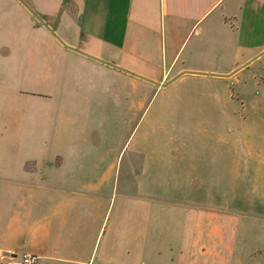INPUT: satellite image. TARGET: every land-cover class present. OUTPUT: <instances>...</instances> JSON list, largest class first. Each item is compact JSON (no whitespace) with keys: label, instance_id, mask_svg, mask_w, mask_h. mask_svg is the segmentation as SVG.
I'll return each instance as SVG.
<instances>
[{"label":"crops","instance_id":"obj_1","mask_svg":"<svg viewBox=\"0 0 264 264\" xmlns=\"http://www.w3.org/2000/svg\"><path fill=\"white\" fill-rule=\"evenodd\" d=\"M30 11L83 76H68L52 122L23 109L11 140L0 130V264H264V0H0L7 92L13 51L40 31ZM245 72L239 123L230 87L195 85L212 106L146 99ZM116 101L131 131L102 126ZM150 112L160 128L139 130Z\"/></svg>","mask_w":264,"mask_h":264},{"label":"rangeland","instance_id":"obj_2","mask_svg":"<svg viewBox=\"0 0 264 264\" xmlns=\"http://www.w3.org/2000/svg\"><path fill=\"white\" fill-rule=\"evenodd\" d=\"M31 14L34 16V19L32 20V25L34 26V29L40 30L39 34H33L30 36L31 41L27 44V49H18L17 51L14 50V56L11 58V62L16 65V70L13 72V74H18L15 83L11 82L13 79L10 78V83H12V87L9 89L7 92L6 90L4 91L3 88H0V104H4L5 106L2 111H0V127H6V129L0 128V130L3 131V139L4 141H9L11 140L12 137H14V124L16 126V121L20 119V115L22 118V113L23 109H28L25 110V122H40L44 123L45 120L48 122L49 119L51 118V109H49V106L54 107L55 104L57 103H63L64 101H59V96L61 94L66 95L68 92L70 93L73 89L72 86H69V84L66 83L68 76H83V73L80 72H74L72 73L69 66H68V58L65 54L57 52L53 50V45H52V40L49 39L48 35H45V37L40 38L41 36L39 35H44L47 34L48 32L51 33L55 38H57L54 33L52 32L51 28L47 26L46 22L39 18L35 13L30 11ZM36 19V20H35ZM43 28V29H40ZM45 28V29H44ZM46 30L47 32H45ZM51 38V37H50ZM41 39V40H39ZM25 46V45H23ZM8 53V50L5 49H0V55H5ZM17 53V54H16ZM11 56V57H12ZM0 62H3L2 58L0 57ZM14 67V66H13ZM2 70V68H1ZM246 76L245 73H241L233 78L229 79H220L216 80V84L213 83H199L197 81H190L187 83L190 85V88L185 89L184 86L180 85V88H177L174 90L176 87H171V90H174L175 93L169 96V93H165V91L158 93L154 96H152V93L150 92L147 94L146 99L152 98L153 100V108L152 110L156 107L158 108L160 106L161 101L160 100H175L177 101L179 98L181 100L185 101H190L193 105L197 103L198 105L201 103L203 104L204 102L207 103L209 106L213 105L214 99H212L210 96H208L206 91L202 90L201 88H195V85L198 87L202 86H208L213 84L214 86L216 85L217 87H230V91H232L233 94V103H234V120L239 123L240 119V110H241V104L243 103V80ZM108 79V78H107ZM109 80V79H108ZM1 81V79H0ZM179 84V83H177ZM252 86H247V94H251L255 92L259 93L263 91L261 87L254 86L251 83ZM178 86V85H177ZM192 88V89H191ZM74 91V90H73ZM204 91V92H202ZM36 93V94H43V95H50L52 94L53 100L51 101L52 104L48 105L46 103L47 101H40L36 103L34 101L35 97L29 96L31 93ZM171 92V91H169ZM78 93V92H77ZM122 97L124 99V94H120L118 92V97ZM256 96V95H255ZM254 96V97H255ZM245 101V100H244ZM230 102V101H228ZM45 104L47 107L44 109L42 112H39V108H41ZM19 108L18 110V107ZM24 106V108H22ZM36 106V107H34ZM105 107V116L108 114L113 113V108L116 111L115 113L120 114V119H105L103 120V127H113L114 129H118L119 131H131L133 127V122L132 120L129 121L128 119H124V115H127L126 112V107L127 104H122L121 102H117L116 104L114 103H106L103 104ZM61 107V106H59ZM63 107H68V105L63 106ZM69 109L72 107H68ZM212 110L213 107H210ZM1 109V108H0ZM18 110V111H17ZM73 110L79 112L81 111L80 107H75ZM209 110V109H208ZM207 110V111H208ZM20 112V114L18 113ZM168 114L166 113L165 109V116ZM17 117V120L15 121L14 118ZM140 117V114H138V118ZM152 113L150 112L147 114V116H143L141 118L142 124L139 126V130H156L160 128V122L156 121ZM264 117V114L262 115ZM57 119V117H54L53 120ZM140 119V118H139ZM15 121V122H14ZM213 122H216L218 124V121L215 120ZM12 123H14L12 125ZM46 123V124H47ZM219 125V124H218ZM159 126V127H158ZM169 128V127H168ZM193 128H190V131H192ZM197 131V128H196ZM4 133H7V137L4 135ZM108 136H104L106 139ZM238 143V142H237ZM234 143L231 147V157L238 158L239 151H238V144ZM2 150L1 154H5L6 158L9 157L14 151V145H9V144H1ZM4 147L6 148V153L4 152ZM219 149V148H216ZM28 154L27 152L21 153V155H26Z\"/></svg>","mask_w":264,"mask_h":264},{"label":"built area","instance_id":"obj_3","mask_svg":"<svg viewBox=\"0 0 264 264\" xmlns=\"http://www.w3.org/2000/svg\"><path fill=\"white\" fill-rule=\"evenodd\" d=\"M38 258L32 254H24L19 260L11 259L8 264H37ZM92 264V263H88Z\"/></svg>","mask_w":264,"mask_h":264},{"label":"water","instance_id":"obj_4","mask_svg":"<svg viewBox=\"0 0 264 264\" xmlns=\"http://www.w3.org/2000/svg\"><path fill=\"white\" fill-rule=\"evenodd\" d=\"M150 81V80H149ZM150 83H152V84H156V83H154V82H150ZM158 85H160V84H158Z\"/></svg>","mask_w":264,"mask_h":264}]
</instances>
